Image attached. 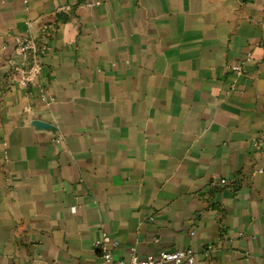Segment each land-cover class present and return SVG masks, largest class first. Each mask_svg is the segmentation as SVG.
I'll return each mask as SVG.
<instances>
[{
    "label": "crops",
    "instance_id": "obj_1",
    "mask_svg": "<svg viewBox=\"0 0 264 264\" xmlns=\"http://www.w3.org/2000/svg\"><path fill=\"white\" fill-rule=\"evenodd\" d=\"M94 1L0 0V264H105L103 233L264 264V0ZM15 36L49 47L29 88Z\"/></svg>",
    "mask_w": 264,
    "mask_h": 264
},
{
    "label": "built area",
    "instance_id": "obj_2",
    "mask_svg": "<svg viewBox=\"0 0 264 264\" xmlns=\"http://www.w3.org/2000/svg\"><path fill=\"white\" fill-rule=\"evenodd\" d=\"M24 2L26 4L28 0H24ZM93 3L98 4L99 1L96 0ZM47 29L48 26L43 25L41 33H46ZM48 49V44L44 40L15 36L12 53L6 61L8 64L7 74L9 79L19 83L24 88H29L37 84L38 78L42 73V59ZM247 57L249 58L250 56L247 55ZM227 70L235 75H241L244 72V62L240 61L228 64ZM37 87L42 99L46 100L45 88L40 84ZM260 145V142L255 143L256 148H259ZM226 183V179L220 178L210 185H224ZM117 246L118 241L106 233H103L102 236L94 242V247L102 251L105 264L123 263L121 260H112L111 251ZM213 248L214 246L212 243H206L201 249L187 247L172 251L161 250L158 254H147L144 256H139L134 251H131L127 264H195L201 256L207 259Z\"/></svg>",
    "mask_w": 264,
    "mask_h": 264
},
{
    "label": "water",
    "instance_id": "obj_3",
    "mask_svg": "<svg viewBox=\"0 0 264 264\" xmlns=\"http://www.w3.org/2000/svg\"><path fill=\"white\" fill-rule=\"evenodd\" d=\"M32 125H37L38 124V122L36 121V120H32Z\"/></svg>",
    "mask_w": 264,
    "mask_h": 264
}]
</instances>
